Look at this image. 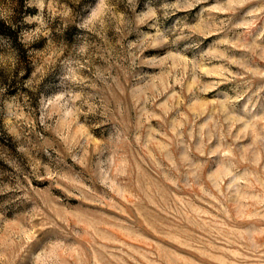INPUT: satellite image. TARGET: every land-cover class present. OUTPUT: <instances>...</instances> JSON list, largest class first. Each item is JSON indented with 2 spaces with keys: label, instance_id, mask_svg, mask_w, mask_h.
<instances>
[{
  "label": "rangeland",
  "instance_id": "1",
  "mask_svg": "<svg viewBox=\"0 0 264 264\" xmlns=\"http://www.w3.org/2000/svg\"><path fill=\"white\" fill-rule=\"evenodd\" d=\"M0 264H264V0H0Z\"/></svg>",
  "mask_w": 264,
  "mask_h": 264
}]
</instances>
